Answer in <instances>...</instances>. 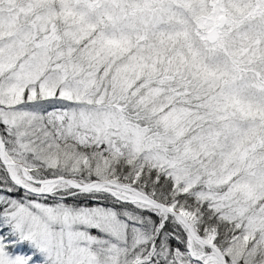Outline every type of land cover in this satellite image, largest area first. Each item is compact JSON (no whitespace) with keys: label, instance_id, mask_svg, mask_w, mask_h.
<instances>
[{"label":"snow or ice","instance_id":"1","mask_svg":"<svg viewBox=\"0 0 264 264\" xmlns=\"http://www.w3.org/2000/svg\"><path fill=\"white\" fill-rule=\"evenodd\" d=\"M0 264H264V0H0Z\"/></svg>","mask_w":264,"mask_h":264}]
</instances>
